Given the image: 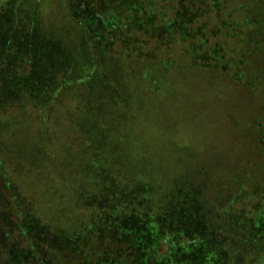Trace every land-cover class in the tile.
<instances>
[{
    "label": "rangeland",
    "instance_id": "obj_1",
    "mask_svg": "<svg viewBox=\"0 0 264 264\" xmlns=\"http://www.w3.org/2000/svg\"><path fill=\"white\" fill-rule=\"evenodd\" d=\"M163 1L158 4L165 9L169 3ZM108 2L105 6L104 0H0V21L12 16L17 41L23 37L29 39L31 35L23 33L29 34L33 28L39 32L37 36L55 40L70 52L71 78H75L81 71V52L76 50L90 42L92 50L89 53L97 58L99 43L91 41L94 38L101 41L103 33L107 32L112 38L110 41L106 36V42L111 44L107 50L110 56L133 51H129L133 46L128 34L115 32L104 11V8L127 10L129 6L122 0ZM143 5H147L146 0ZM256 5L264 10V0H221L219 5L208 8L202 18V22H206L205 32H202L204 43L197 45L198 39H194L196 50H182L180 45L172 43L145 44L144 48L134 49L130 58L134 73L127 70L124 75L120 68L121 72L114 77L120 80L127 98L131 96L130 90L134 94L138 89L136 103H123L117 95H99L100 85L89 89L74 83L64 86L55 95V101L41 107L25 99L30 96L28 91L25 98L18 101H6L0 96V114L5 110L11 113L0 130V160L4 173L0 177V264L5 260L2 247L8 241L15 243L17 248L26 243L18 233L20 219L14 211L20 206L30 209L28 216L34 218L38 213L41 220L47 222L51 218L49 210L57 207L59 221L63 224L68 222L67 210L74 216L72 222L79 229L86 228L95 219L99 210L94 212L96 209L82 206L85 199L82 191L88 181L84 164L92 153H96L98 160L101 154L105 172L111 175L121 172L130 178L136 174L151 179L170 178L174 171L169 173L166 169L154 168L157 158L170 159V153L198 156V165L203 162L212 168L220 161L226 167L232 164L227 170L230 175L215 170L212 179L206 177L200 187L204 203L219 205L217 212L226 224L223 231L225 237H229L228 246L236 250V254L245 250L244 254H248L252 245L244 239L245 221L242 220L252 217L259 209L264 211V35L262 38L255 36V24L252 20L247 23L248 14L256 11ZM103 20L107 21L106 30L99 34V23L102 26ZM2 31L4 26L0 27V33ZM197 36L201 35L197 33ZM14 51L12 47L8 57L3 58L0 70L16 77L29 73L31 63L23 56L11 58L12 66H4L8 58L15 56ZM152 53L163 62L173 64V89L176 91L172 93L175 96H169L168 102L161 98L162 90L159 94L146 91L147 81L141 71L148 61L146 54ZM128 61L124 64L128 65ZM204 61L210 63L202 64ZM61 65L59 60L58 63L53 60L51 71L57 69L59 72ZM57 72H53L52 78L61 82L64 76H58ZM46 84L44 80L42 86ZM23 100L26 101L22 103ZM82 103L90 110L97 107L98 134H94L90 122L84 125ZM172 142L175 146L170 149L166 145H173ZM241 149L246 152L241 154L246 158H239L238 154L234 157ZM243 162L250 166L243 168ZM64 169L73 178V185L70 181L64 182V174L58 176ZM235 177L242 181L237 183ZM58 179L65 194L57 193ZM235 187L242 188L245 195L235 196L234 203L230 204L226 194ZM15 194L17 200L12 203ZM42 206L49 208V213L44 210L40 213L37 207ZM7 212L11 221L4 217ZM101 254V250H94L97 260Z\"/></svg>",
    "mask_w": 264,
    "mask_h": 264
},
{
    "label": "trees",
    "instance_id": "obj_2",
    "mask_svg": "<svg viewBox=\"0 0 264 264\" xmlns=\"http://www.w3.org/2000/svg\"><path fill=\"white\" fill-rule=\"evenodd\" d=\"M113 1L110 0V2ZM146 1L147 5L144 6V0H122L129 6L127 10L110 11L104 8L105 15L115 27V32L128 34L126 35L128 41L130 40L133 46L129 51L144 48L145 44L158 46L167 43L178 44L182 50H196L194 47L196 44H193L194 39H198L197 45L204 43L202 38V32H205L203 31L204 23H206L202 22L203 16L206 15L204 12L221 2V0H164L169 3V6L162 9L158 2L163 0ZM104 5H109L108 0H104ZM263 11L256 5V11L248 14L250 19L247 21L249 23L252 20L255 24L253 33L261 38L264 35ZM208 17L209 15L207 19ZM103 19L106 20V17ZM106 23L107 21L104 22V20L102 26L99 23V34L102 30H106ZM2 26L4 31L0 33V64L3 63V58L8 57L12 47L13 50L15 48V56L8 58L4 66H12L9 63L10 59H18V56L25 57L27 62L31 63L30 72L22 73L17 77L15 74H4L3 69L0 70V96L6 101H18L25 98V92L28 91L30 96L25 99L41 107L55 101V95L62 91L64 86L70 87L74 83L89 89L100 85L102 91L99 95L101 93L105 96L111 94L116 97L117 95L123 103L130 101L136 103L138 89H135L137 93L134 94L130 90L131 96L127 98L120 80L118 82L114 77L116 73L121 72L120 68H123L124 75L127 70L131 74L134 73L135 68L130 62L133 51L117 52L115 54L117 57L110 56L107 50L111 44L106 42V36L110 41L112 38L106 31H103L107 34L103 33L101 41L95 38L91 41L96 45L99 43L97 58L89 53V50H92L90 42L87 43L88 46H81L82 48L76 50L81 52L79 63L81 71L75 78H71L73 72L71 54L65 48H61L62 46H59L55 40L37 36L39 32L33 28L29 34L23 33V35H31L29 39L23 37L19 39L20 42L17 41L15 33L17 28L13 24L11 15L7 16V20L3 18L0 21V27ZM89 26H91L90 23ZM247 26L250 27V25ZM197 33L201 36H197ZM21 35H17V38ZM131 46L126 48L130 49ZM145 58L148 60L146 67L142 71L141 67L138 69L147 81L146 91L159 94L162 90L161 98L168 102L169 96H175L172 93L176 91L173 89L175 80V78L172 79L174 74L171 65L173 64L163 62L153 53L146 54ZM53 60H57V63L59 60L62 63L59 72L57 69L51 71L50 63H53ZM126 60H129L128 65L124 64ZM209 63V61L202 62L205 65ZM116 64L119 67H116ZM53 72H57L58 76L63 74L61 82L52 78ZM44 80L47 82L46 87L42 86ZM25 101L23 100L22 103ZM81 110L84 125L90 122L93 125L94 129H91L94 134H98L97 107L90 110L82 103ZM10 114L7 110L0 114V130L5 127V122L8 121L7 116ZM10 140L13 141L12 138ZM172 144L166 146L172 149L175 146L173 142ZM95 154L92 153L88 163L84 164L86 165L85 178L89 182L84 184L82 191L85 198L82 206L88 205L96 209L94 212L99 210L95 219L86 228L79 229L72 222L74 216L67 210L65 215L68 222L63 224L59 221L60 210L57 207H52L51 210L44 206L37 207L40 213H43V210L47 213H49L48 210L50 211L49 222L42 221L38 213L34 218L28 216L31 215L29 208L21 206L14 208L16 217L20 219L17 226L18 233L22 235L26 243L17 248L15 243L8 241L2 247L5 259L2 264H75L76 262L79 264H264L263 209H259L252 217L242 220V222L245 221L244 229H242L244 239L252 247L247 255L244 254L246 250L242 254H236V250L228 246L229 237L224 235L223 230L226 224L217 212L219 205L210 206L209 202L203 201L201 183L206 177L208 180L212 179L216 171L230 175L231 172L227 170L232 164L226 167L220 161L212 168L203 165V162L202 166L198 165V156L183 152L176 153L177 155L170 153V159L160 156L155 161L158 163H154V168L166 169L169 173L174 171L170 178L164 179L159 176V178L151 179L141 174L130 178L128 174L123 175L121 172L117 175L105 172V162L100 160L101 154L99 153V160ZM237 154L239 158H243L245 156L242 155L246 152L242 149L238 150L234 157ZM161 163L163 165H159ZM1 164L0 160V177H3ZM242 164L243 168L245 165L250 166L248 163ZM63 174L64 182L70 181L73 185V178L69 177L67 169L60 172L58 176L61 177ZM239 181L242 180L236 179L237 183ZM62 186L61 181L58 182L57 193L65 194ZM240 195L245 194L242 188L236 187L226 194L230 204L234 203L232 198L240 197ZM16 196L17 194L12 197V203L17 200ZM9 213L11 214V211ZM4 217L9 219L8 212L4 214ZM94 250L102 252L100 256L98 255V260L94 257Z\"/></svg>",
    "mask_w": 264,
    "mask_h": 264
}]
</instances>
